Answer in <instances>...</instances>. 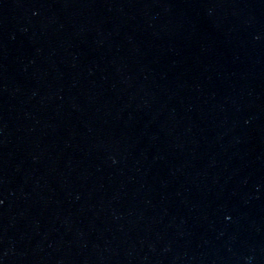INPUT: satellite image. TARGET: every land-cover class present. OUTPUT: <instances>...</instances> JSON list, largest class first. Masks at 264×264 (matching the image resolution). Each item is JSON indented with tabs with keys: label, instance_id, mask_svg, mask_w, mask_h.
Returning <instances> with one entry per match:
<instances>
[{
	"label": "water",
	"instance_id": "95a60500",
	"mask_svg": "<svg viewBox=\"0 0 264 264\" xmlns=\"http://www.w3.org/2000/svg\"><path fill=\"white\" fill-rule=\"evenodd\" d=\"M0 264H264V0H0Z\"/></svg>",
	"mask_w": 264,
	"mask_h": 264
}]
</instances>
